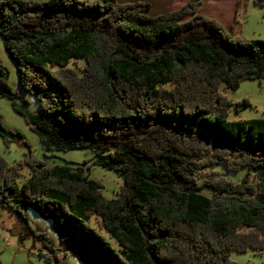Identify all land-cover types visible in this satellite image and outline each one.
I'll list each match as a JSON object with an SVG mask.
<instances>
[{"label": "trees", "instance_id": "trees-1", "mask_svg": "<svg viewBox=\"0 0 264 264\" xmlns=\"http://www.w3.org/2000/svg\"><path fill=\"white\" fill-rule=\"evenodd\" d=\"M202 4L150 16L144 2L0 0V37L19 80L16 91L0 63V98L47 152L96 157L50 166L30 155L9 166L0 154V208L24 220L21 239L43 242L46 264L69 254L82 264H243L233 252L264 254V119H230L252 103L223 90L264 80V40L229 33ZM0 138L24 139L1 118ZM92 166L124 178L115 199ZM29 209L53 222L61 247Z\"/></svg>", "mask_w": 264, "mask_h": 264}, {"label": "rangeland", "instance_id": "rangeland-1", "mask_svg": "<svg viewBox=\"0 0 264 264\" xmlns=\"http://www.w3.org/2000/svg\"><path fill=\"white\" fill-rule=\"evenodd\" d=\"M255 1H243L235 19L237 24H234V21L230 29L216 18L207 17L215 19L219 24L221 23L229 33L234 31L249 39L264 40V5H259ZM210 8L212 6H209L207 10ZM6 52L4 41L0 37V63L4 66L8 75L10 86L17 91L19 90L18 72ZM223 90L234 104L244 99L252 103L251 107H247L239 113H236L233 109L230 119H264V80H244L241 81L237 90ZM25 97L29 102L27 108L31 112H38L39 105L36 98L31 95H25ZM16 103L20 104V101L16 100ZM0 118L7 129L13 132H20L24 137L23 140H14L9 145L0 138V154L5 158L9 166L15 165L18 161H22L27 156L30 157V155L36 159L47 161L50 166L64 165L67 162L74 164L86 163L85 166H91L96 159L95 154L90 150L47 152L39 137L30 129L24 118L14 111L11 99L0 98ZM46 154L50 157L46 158ZM30 173L29 167L23 169L22 176L17 179L19 186L29 178ZM245 173V171H242L239 174L230 175V178L240 181L246 176ZM89 174L91 178L103 184L102 192L104 198L112 200L117 197L124 183V178L121 175L115 171L103 169L101 166H92L89 169ZM203 179V176H201L202 184ZM249 180H252V178L249 177ZM202 194L208 197L212 195L211 191L206 188L202 191ZM27 215L38 231L46 232L52 244L56 247H61L52 221L42 219L32 209L27 211ZM24 225L25 222L20 216L0 208V260L2 264H46L45 256L41 255L39 251L43 247V242L40 240L36 241L32 234L25 239H21V235L25 233ZM44 251L46 252V250ZM65 260L67 264H82L71 254ZM232 260L243 264H264V254H256L253 251L246 253L233 252Z\"/></svg>", "mask_w": 264, "mask_h": 264}, {"label": "crops", "instance_id": "crops-1", "mask_svg": "<svg viewBox=\"0 0 264 264\" xmlns=\"http://www.w3.org/2000/svg\"><path fill=\"white\" fill-rule=\"evenodd\" d=\"M100 1V0H90ZM119 3H148L150 16H159L167 14L173 10L180 9L192 0H117ZM238 0H203L199 9L200 14L214 17L222 22L228 29L238 16ZM212 6L209 10L207 8ZM225 13V14H224Z\"/></svg>", "mask_w": 264, "mask_h": 264}]
</instances>
